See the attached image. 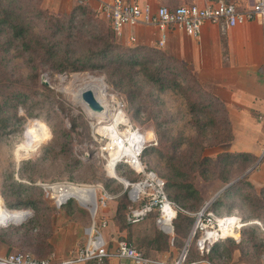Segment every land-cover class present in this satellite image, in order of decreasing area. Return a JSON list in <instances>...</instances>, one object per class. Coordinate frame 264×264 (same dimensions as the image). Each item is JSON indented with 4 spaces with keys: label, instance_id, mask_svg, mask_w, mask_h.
Returning a JSON list of instances; mask_svg holds the SVG:
<instances>
[{
    "label": "trees",
    "instance_id": "obj_1",
    "mask_svg": "<svg viewBox=\"0 0 264 264\" xmlns=\"http://www.w3.org/2000/svg\"><path fill=\"white\" fill-rule=\"evenodd\" d=\"M73 3L69 14L62 17L52 16L42 9L40 0H0V138L10 131L9 126L15 120L17 107L27 110L30 116H36L32 113L33 106L29 107V102L38 94L36 83L42 70L55 73L101 72L114 89L125 95L128 108L133 110L134 115L143 107L141 103H135L136 90H140L135 82L136 74H141L159 92L169 89L179 93L189 114L188 122L195 129L193 139L197 140L195 143L199 146L198 150L178 152L185 139L168 142L164 132H158V140L155 138V144L142 149L140 159L151 170L153 169L144 160L146 155L156 153L163 161L166 174L160 177L153 171L163 178L168 200L179 208L171 221L173 233L185 237L193 221L189 213L197 211L202 203L193 184L194 174L207 176L209 179L218 178L226 185L230 181L233 165H241V169L245 170L256 158L244 152H220L213 157L201 155V139L207 135V131L209 140L213 141L211 144L227 143L232 139L230 123L222 103L206 91L190 72L183 75L177 69V60L157 51L156 46L121 44L108 20L104 21L107 30H103V23L97 19L98 12L90 9L86 2ZM222 49L224 56V42ZM20 66L27 71L26 75ZM39 85L48 89L44 84ZM34 125L44 127L34 121L25 127L23 137L26 129ZM159 126L160 124L157 125ZM21 166L19 165L17 174L24 172ZM116 167L118 172L120 168H126L133 173L124 164L120 163ZM244 189L251 192L242 194ZM34 193L40 195L41 189L31 181H17L8 175L6 181L1 183L0 197L3 206L8 210L30 209L31 215L20 223H8L0 227V242L9 247L16 244L31 257L40 260L52 254V246L48 241L51 230L36 229L41 221L48 223V220L38 215V206L44 203V199L34 198ZM234 197L240 198L252 212L248 217H240L245 221L258 219L259 225L246 224L238 231L237 241L231 237L218 239L201 254L195 245L198 237L195 233L185 245L181 264L229 259L232 251L242 253L245 248L250 247L248 245L255 250L262 246L264 187L254 188L247 177L238 179L225 187L212 200L208 209L215 215H223L218 210L231 209ZM140 203L131 202L124 194L118 195L112 219L118 231H125V239L120 240L129 242L143 257L159 262L158 256L168 251L169 245L168 234L160 231L154 224L157 211H150L133 224L126 223L125 220L128 210L138 207ZM50 209L64 211L76 223L83 224L87 219V212L74 206L69 200ZM84 264L109 263L107 260L98 262L91 259Z\"/></svg>",
    "mask_w": 264,
    "mask_h": 264
},
{
    "label": "rangeland",
    "instance_id": "obj_2",
    "mask_svg": "<svg viewBox=\"0 0 264 264\" xmlns=\"http://www.w3.org/2000/svg\"><path fill=\"white\" fill-rule=\"evenodd\" d=\"M73 4L72 2L70 7L60 9L53 5L51 1L40 0V7L52 16L66 17ZM97 19L103 23V27L101 26L103 30H107L105 19L100 15H97ZM118 40L123 44L120 39ZM124 45L134 44L128 41ZM154 46H156L157 51L177 60V69L183 75L187 71L193 75L182 53H174L173 50L163 47L159 48L157 44L150 47ZM20 69L26 75L27 71L21 66ZM90 76L102 81L104 85L102 100L105 101L104 103L108 109L112 107L120 109L128 125L140 132L152 133L157 140L158 132H164L168 142L179 138L185 139L178 152L186 153V151H191L192 149L197 151L199 148L198 144L195 143L197 140L193 139L195 137V129L188 122L189 114L186 112L182 96L169 89L159 92L141 74H136L135 76V82L140 88L139 91L136 90L135 103H141L143 107L137 115H134L133 110L128 108L125 95L121 91L114 89L101 72L55 73L49 70H42L38 75V83H36L38 94H35L34 98L29 102L31 103L29 107L33 106L32 113H35L36 116H30L27 110L17 107L15 120L9 126L10 131L0 138V185L6 181L8 175H11L17 181H31L41 189V194L34 193L33 197L44 199V203L38 206L40 210L38 215L40 218H46L48 223L41 221L36 229L51 230L48 240L51 246L50 239L59 212L50 208L53 206L57 207V201L69 200L74 206L87 212V219L83 224L72 221V218L68 217V215H66L67 221L81 225L83 228H87L94 221V229L99 228L100 231L108 230L109 225L112 224L113 228L118 231V227L112 219L116 207V197L120 194H124L127 197L128 189L123 187L121 179L129 182L135 179V174L128 172L126 168H120V172H118L117 167H115L114 175L108 174L106 170L105 156L98 150L104 139L101 136V132H93L92 127L97 123L99 125L110 123V118H113V115L111 116L112 112L110 111V114L104 118L92 116L83 104L78 101L79 98L75 97L77 90L88 81ZM39 84H44L51 93L43 89ZM34 121L42 124L47 130L40 125H34L26 129L23 137L22 133L25 127ZM159 124L160 126L157 127ZM47 131L48 137L46 138ZM212 142L209 140V132L207 131V135L201 139V155L213 157L220 153H212L219 145L211 144ZM144 160L160 177L166 174L167 171L164 168L163 161L156 153L146 155ZM19 165H22L21 168L24 172L17 174ZM254 167L252 164L247 169L242 170L241 165H233L230 170L229 183L247 177ZM192 180L202 198L199 208L204 205L209 208L212 200L218 196L225 186L218 178L209 179L207 176L202 175L194 174ZM249 192L251 191L244 189L242 194ZM214 195L216 196L214 197ZM69 196H77L81 200L88 199L93 201L91 205L93 208L96 204L93 219H91L87 207L74 198H68ZM232 203L234 205L231 209L227 211L222 208L218 210V213L223 215L225 213H235L243 217H248L252 214L251 209L246 204H243L240 198H232ZM3 205L0 197V223L10 218L11 215L17 216L19 214L18 211H28L29 214L26 217L31 215L30 209L8 210ZM256 220L260 222L258 219ZM102 221H105L104 228L99 225ZM112 226L110 225L111 229ZM0 227H4V225H0ZM262 228L261 238L264 241V227ZM120 232L119 236L117 234V236H112L113 232L109 230L107 233L108 239H105L107 242L109 241V247L111 246L109 236L116 239V241L125 239V231L121 230ZM84 234V238H87L88 235L85 231ZM189 241L188 234L185 237H180L175 235L172 230L171 234H168L169 249L163 252L161 256H158L159 260L163 254L167 253L164 264H172L180 256ZM248 246L250 247L245 248L242 253L232 251L229 259L221 258L213 259L212 261H200L198 264H264V242L256 250L251 245ZM0 247L7 249L8 253H26L23 248L18 247L16 244L9 247L0 242Z\"/></svg>",
    "mask_w": 264,
    "mask_h": 264
},
{
    "label": "built area",
    "instance_id": "obj_3",
    "mask_svg": "<svg viewBox=\"0 0 264 264\" xmlns=\"http://www.w3.org/2000/svg\"><path fill=\"white\" fill-rule=\"evenodd\" d=\"M73 1L77 4L86 2V0ZM192 1V3L173 8L158 6L151 9L147 4L139 5L112 0L110 3H103L99 13L109 21L118 39L122 36L125 26L155 27L159 31L156 43L159 48L165 44V32L169 27L178 28L185 35L194 38L199 35L204 22L216 24L220 33H223L226 29L245 21L259 19L264 44V0H251L249 6L242 10L236 9L232 3L221 0L216 2L211 0ZM128 40L134 42V37L130 36ZM262 70L264 76V58ZM121 114L125 121L120 119L114 121L113 118L116 114L111 113L113 118H110V123L106 124V127L102 125L104 128L99 132L104 140L98 150L105 156L106 163L111 154L115 155L112 163L113 175L114 168L121 163L137 176L132 182L126 180V184H123L124 188H128L127 198L131 202H141L138 207L128 210L125 215L126 223H136L150 211L156 210L155 226L160 231L169 234L172 232L171 221L175 218L179 208L168 200L164 192V180L153 170L148 169L140 159L142 149L149 144H155V137L152 133L140 132L128 125L122 111ZM263 155L264 145L261 152V156ZM189 214L193 217V221L188 239L193 234H198L195 245L200 254L206 252L210 245L218 239L231 237L237 241L238 231L246 224L259 225L256 220L245 221L235 213L215 215L206 205ZM99 225L105 227V221ZM94 227L92 224L91 234L87 237L86 242L82 246L76 247L74 252L64 259H56L53 254H50L45 259L37 260L27 253L11 252L0 255V264H74L84 263L91 259L102 262L111 258H115L117 264H126V262L130 264H162L143 257L125 240H117L114 246L109 248L108 242L101 235L99 228L94 229ZM261 229L263 230V228ZM183 252L184 250L172 264H181Z\"/></svg>",
    "mask_w": 264,
    "mask_h": 264
},
{
    "label": "crops",
    "instance_id": "obj_4",
    "mask_svg": "<svg viewBox=\"0 0 264 264\" xmlns=\"http://www.w3.org/2000/svg\"><path fill=\"white\" fill-rule=\"evenodd\" d=\"M46 1H51L60 9L70 7L73 2V0ZM111 1L86 0V4L105 19L99 11L103 3H110ZM121 1L139 5L147 4L151 9L158 6L173 8L193 2L192 0ZM211 1L216 2L218 0ZM221 1L232 3L239 10L245 9L251 2V0ZM198 4L201 3L198 2ZM165 33L166 41L163 48L173 50L174 53H182L185 62L202 87L213 94L225 109L226 117L230 123L232 139L227 143L219 144L212 153L244 152L253 155L256 158L253 163L255 167L248 173L247 180L256 189L264 187V155L261 156L264 145V76L262 70L264 44L260 20L245 21L226 29L223 33H220L216 24L204 22L199 35L194 38L185 35L175 27H169ZM130 36L134 37V45L152 46L157 43L159 31L151 26H125L119 39L123 44H126ZM222 42H224V56H222ZM71 197L85 207L93 208L91 206L93 201L81 200L77 196ZM61 201H57V203ZM58 212V219L55 218L56 225H54L50 242L54 257L64 259L70 256L76 247L82 246L87 238H84L85 228L67 221V216L63 211L59 210ZM110 225L112 226V224ZM110 225L108 230L100 231L104 239H108L109 230L113 232L112 236L121 234L113 226L111 229ZM90 234L91 230H88L87 235L90 236ZM109 239L111 240L109 248H111L116 239L110 236ZM6 253H8L7 249L0 247V255ZM166 257L167 253L163 254L159 262L164 264ZM107 261L109 264H117L115 258ZM126 264L130 263L126 262Z\"/></svg>",
    "mask_w": 264,
    "mask_h": 264
},
{
    "label": "bare ground",
    "instance_id": "obj_5",
    "mask_svg": "<svg viewBox=\"0 0 264 264\" xmlns=\"http://www.w3.org/2000/svg\"><path fill=\"white\" fill-rule=\"evenodd\" d=\"M81 81H82V79H81ZM82 88H90L93 91L96 99L100 102V104L103 107L102 111L98 112V113L91 112L90 110L87 109L89 111L90 115L95 116L97 118H104V117L108 116L110 114V111H111L113 114H116L113 118L114 121H116L117 119H120L121 121H125L122 117L121 111L118 108L112 107L111 109H108V107L104 103L105 101L102 100V97L104 96V85L100 79L90 76L88 78V81L80 89L77 90V92L75 93V97L78 98V93ZM104 126L99 125L97 123L95 126L92 127L93 132L102 130L104 128ZM114 157H115V155L111 154L110 158L108 159V161L106 163V170H107L108 174H110V175L113 174L112 163H113ZM121 182H122V184H126V181H124L123 179H121ZM55 185H57V184H55ZM1 219H3V218H1ZM5 221L6 220H4V222Z\"/></svg>",
    "mask_w": 264,
    "mask_h": 264
},
{
    "label": "water",
    "instance_id": "obj_6",
    "mask_svg": "<svg viewBox=\"0 0 264 264\" xmlns=\"http://www.w3.org/2000/svg\"><path fill=\"white\" fill-rule=\"evenodd\" d=\"M43 83H46L45 81H42ZM78 98L79 101L83 104V106L90 110L91 112H101L103 107L100 104V102L96 99V97L94 96L93 91L90 88H82L79 93H78ZM232 183V182H231ZM231 183H228L227 185H225L222 189H224L225 187H227L228 185H230ZM45 187V186H44ZM221 189V190H222ZM220 190V191H221ZM217 194V193H216ZM216 195H214L215 197ZM213 197V198H214ZM65 200L56 203V206L58 207L62 202H64ZM19 214L17 216L11 215L10 218H8L5 222L2 223V225H6L8 223H20L22 220H24L26 218V216L29 214L28 211H18ZM88 212L90 214L91 219H93L94 217V213H95V207L94 208H88ZM92 224L91 223L90 226H88L87 228H85V232L87 233L88 230L92 229Z\"/></svg>",
    "mask_w": 264,
    "mask_h": 264
}]
</instances>
